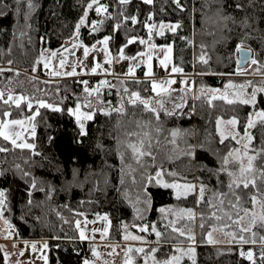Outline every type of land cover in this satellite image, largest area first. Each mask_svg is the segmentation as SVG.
Masks as SVG:
<instances>
[{"label":"trees","instance_id":"1","mask_svg":"<svg viewBox=\"0 0 264 264\" xmlns=\"http://www.w3.org/2000/svg\"><path fill=\"white\" fill-rule=\"evenodd\" d=\"M91 2L0 0V65L20 70L1 72L0 87L28 96L19 107L0 104L1 118H23L31 111L27 102L33 103L32 109L40 100L52 106L41 107L35 116L33 148L14 147L0 136V147L7 149L0 152V191L5 192L7 205L3 217L11 223L15 239L45 242L48 264H83L91 256V249L79 240L75 223L84 217L106 215L112 242H119L121 232L131 225L148 228L152 244L145 247L144 261L138 260V264H154L153 257L163 261L181 256L176 249L186 251L190 247L195 249V264H264L261 221L247 232L233 223L245 209H251L252 195L264 202V180L260 178L264 170V126L255 115L264 111V91L256 92L255 104L240 102L250 99L254 89H264V0H179L183 10L174 0H153L152 4L130 0L123 5L117 0H99L108 8L104 14H97L96 5L88 8ZM131 16H136V24L126 19ZM81 18L84 23L79 27V39L86 46L109 36L111 48L117 53L129 38L135 37L136 42L124 49L126 56L144 48L139 40L148 38L146 25L179 24L176 32L154 36V42L171 45L174 66L182 68L184 74L197 75L195 99L186 91L162 95L159 99L171 102L169 108L174 114L160 111L157 121L143 105L128 102L131 92H139L155 106L157 97L146 79H112L99 96H88L84 91L86 86L92 88L93 79L87 85L82 79L43 80V51L61 49L76 32ZM93 22L97 23L95 31ZM237 46L251 51L250 61L239 69ZM201 56L207 63L200 61ZM252 59L257 61L255 65ZM238 70L244 74H237ZM251 73L252 78L241 80ZM241 83L247 86L245 93L236 94L232 87H225ZM85 100L91 102V107L85 109L94 106L97 111L81 135L68 110ZM176 104L182 107L175 109ZM122 105L123 113L113 111ZM155 107L159 110L158 104ZM249 116L255 117L251 128H247ZM233 118L237 120L236 131L242 133L247 128L252 137L248 154L261 153L254 161L259 173L255 183L261 193L251 185L247 189L233 185L230 190L231 177L219 170L236 144L230 137L221 142L217 120ZM173 131L177 132L175 137ZM130 132L139 135L129 136ZM145 132L151 138V155L143 157L145 163L141 165L126 145L129 140L139 141ZM156 171H162L167 183H194L199 189L203 186V199L200 192L199 196L176 198L170 188L160 187L155 181L149 183L148 177H155ZM146 196L150 197V205L143 203ZM236 196H240L239 203ZM161 208L172 211L162 214ZM181 209H191L194 219L181 218ZM170 221H176L177 228L191 229L195 242L173 232L167 226ZM152 225L162 233L160 238ZM214 229H223L221 232L232 241L207 243L206 235ZM153 248L157 249L154 253L150 251ZM249 251L252 260L246 256ZM0 264H5L1 245ZM180 264H193L190 254L182 255Z\"/></svg>","mask_w":264,"mask_h":264},{"label":"rangeland","instance_id":"2","mask_svg":"<svg viewBox=\"0 0 264 264\" xmlns=\"http://www.w3.org/2000/svg\"><path fill=\"white\" fill-rule=\"evenodd\" d=\"M111 6V5H110ZM164 25H175V24H164ZM148 30V38L145 41H148V44H144V48L137 52V53H146L144 56H137V53L133 56H136L135 60L130 59H120L119 55L120 53H115L110 45L111 39L108 42L107 50L109 53V59L111 60V63L105 62V46L100 43L104 39L102 37L97 44H95V48L93 46H86L83 44V42L78 39L74 43H72L69 46L62 47L61 49L57 50L55 53L56 55L53 56L52 53H48L46 55H42L40 58V64L42 66V69L45 73V77H43V80H62V79H82L83 82L87 81L89 83V80H92V89H98V93H94L93 95L99 96L98 94L101 92L103 88L107 86V83L112 79H132V78H139V79H146L150 82L151 91H152V81L155 80L156 82L161 81H167V80H175L177 83V76H180V82L181 86L179 89L175 88L176 83L169 85H165V87L170 88V95H180L182 91H186L187 93H191L193 100L196 96V87H195V78L191 76V74H184V72L179 73H173L172 68L174 67L173 64V48L171 46V53L169 54L170 58L167 62V67H164L161 65L160 61L164 59L165 51L162 49H166L169 45H159L154 42V36H160L159 33L161 31L160 25L157 27H154L152 29V35L149 36V29ZM163 33L165 32H172L169 29L165 28L162 30ZM149 44L155 45V48L150 49ZM88 48L89 52L87 57H85L84 49ZM126 56V55H125ZM148 56H151V61L148 60ZM131 57V56H126ZM61 60H64L65 63L63 66H61ZM149 63L151 64V76H146L145 73L149 71ZM47 64V67L45 66ZM99 64L100 67L96 68V65ZM138 65V66H137ZM132 66L134 68V72L132 74H127L129 67ZM93 68H96L95 72L92 71ZM7 70H13L15 72L20 71L19 69H16L10 65L1 66L0 65V73L5 72ZM52 72L58 73V75H52ZM75 72L74 75H68V73ZM158 73H163L164 77H158ZM194 73V72H193ZM252 73L248 76H242L241 80L252 78ZM197 76V75H196ZM264 78V77H263ZM105 81L103 86H101V82ZM243 84V83H241ZM0 93L3 95L0 96V104H5L4 101L8 100L9 96H12V100H9L7 104H12L14 106H17L16 101L19 99V105L25 101V98L28 97L27 95H23L22 93H11L9 91H4L0 87ZM153 95L159 98L160 96H157L156 92H153ZM232 97V96H231ZM23 98V99H20ZM45 101L40 100L37 101L36 104H34L35 109L33 107L32 102H27V104H31L32 107L30 109L31 111H28V113L23 118H1L0 115V129L7 132L11 138H16V135L19 134V139H17V144L21 143H27L32 144L31 139L34 137L35 134V116L38 113V110L40 107V102ZM89 100H85L83 102H79L77 104L81 105V112L89 113L94 117L95 112L97 111L96 107H92L91 109H85V105L89 103ZM76 104V105H77ZM48 105V104H47ZM76 105L74 107H71L73 111L76 109ZM94 105V104H93ZM69 111V110H68ZM70 113V112H69ZM70 115L74 118V121L77 125V128L79 132L80 130V123H83L84 125V133H85V126L86 123L90 120H81L79 123L77 121L76 115H73L70 113ZM34 117V119L32 118ZM93 119V118H92ZM91 119V120H92ZM12 120H20L23 121V124L20 125H13L10 123ZM4 124H8V127L5 129L3 126ZM218 132L221 136V132L224 133L225 137H230L234 140L236 147L234 149H240L243 153L245 150L243 145L244 144H250L247 139H242L245 134V129L242 133H238L235 129V126L230 125L226 122H221L218 125ZM233 136L235 138H233ZM2 137V136H1ZM3 138V137H2ZM4 139V138H3ZM11 145V139L6 140ZM238 144V146H237ZM14 146V145H13ZM15 147V146H14ZM242 147V149L240 148ZM20 148V147H17ZM250 148V147H248ZM28 149V148H27ZM233 149V150H234ZM231 150V151H233ZM250 153V152H249ZM251 154V153H250ZM249 155V154H248ZM245 165H247V159L244 160ZM230 171H234L236 174L235 178H239V169L237 167H234L233 165L227 166ZM221 172V167L219 168ZM259 176V173L254 169V171L250 174H248V179H257ZM163 179V178H162ZM234 179V177H231V182ZM164 180V179H163ZM171 183H178V184H185L180 182H171ZM194 185V190L187 195L181 194L179 198L186 197L190 194H195L199 196V187L197 188L196 184ZM174 196L177 198V190L170 188ZM258 203L251 206L250 210H247V215L245 214V210L243 211L241 217H244V219H238L239 223L237 224L238 228L240 230L244 228H249L252 230L253 226H255L256 223L260 222V217L262 216L261 210H262V203L261 201L257 200ZM106 215H98L94 218H82L78 219L75 223L78 237L80 241L86 242L91 249V256L87 259L91 262V264H126V261L129 257L132 259V264H138V260L140 262L144 261V252L137 253L135 249L137 248H143L151 245L152 243L149 242V231L142 232L140 231V228L145 227L144 225L136 226L131 225L130 229L128 228L127 231H122L121 236L119 239V242H112L109 241V232H110V219L107 216V220L103 219ZM5 218H0V245L3 251V254L5 256V264H48V259L45 261L44 257H47V247L45 248L44 245L46 244L43 241H31V240H17L14 237L13 234V227L11 223V227L9 228L8 225L4 223ZM255 220V224L250 223V221ZM77 222H79V227H77ZM105 228H107V235L102 237V233L104 232ZM83 230L85 233V236L87 239L81 240L80 239V231ZM212 234V240L213 243L208 242V234L206 235V241L209 244L212 245H219V244H227L232 241V237H227L226 232L216 231L212 230L210 231ZM247 232V231H243ZM125 235H134L138 237H142V240H125ZM5 237H8L5 239ZM27 242V243H25ZM36 245L35 251L32 248V245ZM194 245V244H190ZM113 247H115V251L113 252ZM93 248L97 253H99V256L93 255ZM132 248L133 251L131 253H127V249ZM23 252V255H20V253ZM252 252V251H251ZM109 253H112L111 255ZM248 259V258H247Z\"/></svg>","mask_w":264,"mask_h":264},{"label":"snow or ice","instance_id":"3","mask_svg":"<svg viewBox=\"0 0 264 264\" xmlns=\"http://www.w3.org/2000/svg\"><path fill=\"white\" fill-rule=\"evenodd\" d=\"M117 2L119 4L123 5V4H128L130 2V0H117ZM143 3L144 4H152L153 0H143ZM174 3H176L177 7H181L179 0H174ZM93 5H96L95 11L97 12V14H104V13H107V11H108L107 6L100 4L99 0H92V2L90 4H88V8H92ZM239 6L240 5H237V7H239ZM181 10H183L182 7H181ZM0 14H2V13H0ZM86 15H87V12H85V16ZM126 19H130L132 24H136L137 23L136 16L126 17ZM148 19L151 20V16H149ZM83 23H84V18H81L80 23L77 25V29H79L80 25H82ZM100 23H102V21ZM119 27H120V25L117 24L116 28H119ZM146 27H148L149 36L151 37L152 29L155 26L154 25H146ZM179 27H180L179 24H175V25H164V24H161L160 25L161 31L159 33H157V34L163 35V31L162 30L165 29V28L169 29L172 32H176V30ZM96 28H97V23L93 22V30L95 31ZM110 39H111V37L105 36L104 39L102 41H100V43H102L105 46L104 51H105V62L106 63H111V60L109 59V53H108V50H107V45H108V42H109ZM135 42H136V38L135 37L129 38L127 40V43L122 48H120V50H119V53H120L119 58L120 59H130V60H135L136 59V56L126 57L125 54H124V49L128 45H131V44H133ZM139 43L140 44H148V41H145L144 39H140ZM148 46H149L150 49L156 47L155 45H152V44H149ZM93 48H95V45H93ZM162 50L165 51V56H164V59H162L160 61V63H161L162 66L167 67V62L169 61V58H170L169 54L171 53L172 49H171V46L169 45L166 49H162ZM88 52H89V49L85 48L84 49L85 57H87ZM237 52L241 53L245 60H247L249 58V56H250V50H249V52L245 53L241 46H237ZM52 55L55 56L56 53L54 52V53H52ZM144 55H146V53H143V52L137 53V56H144ZM148 60L151 61V56H148ZM200 61L203 62V63H207V60L204 58V56L200 57ZM64 63H65V61L61 60V66H63ZM251 63L253 65H255L257 63V61L255 59H252ZM45 66L47 67V64ZM239 66L240 65H239V61H238V69H239ZM98 67H100L99 64L96 65V68H98ZM148 67H149V71L146 72L145 75L146 76H151L152 72H151V64L150 63L148 65ZM96 68H93L92 71L95 72ZM33 71H35V69H33ZM182 71H183L182 68H179V67H175L174 66L172 68V72L173 73H179V72H182ZM133 72H134V68L132 66H130L129 69H128V73L127 74H132ZM51 74L52 75H58V73H56V72H52ZM74 74H75V72L68 73V75H74ZM237 74H241L242 75L244 73L242 71L238 70ZM83 83L85 85H87V81H84ZM105 83H107V82L102 81L101 82V86H103ZM174 83H176L175 80H167V81H161V82H156L155 80H153L152 81V91L156 92L157 96H162L164 94L170 95V88L169 87H165V85H169L170 86L171 84H174ZM225 87L226 88L232 87V85H226ZM241 87H243V86H241ZM84 91L88 94V96H92L94 93H98V89L90 90L87 86L84 88ZM127 91L128 90L125 89V92H127ZM257 91H264V89H254L250 99H242L240 102L244 103V104H249V103L255 104V102H256V92ZM2 95L3 94L0 93V96H2ZM12 99H13L12 96H9L8 100H5L4 103L7 104L8 101L12 100ZM20 99H23V98H20ZM128 102L130 104H132V105H143V108H144V110L146 112H150V113L155 114V119L157 121L160 120V115H159L160 111L165 112V114L168 115V116H172L174 114V109L173 110L167 109L165 107V103H164V101L162 99H158L155 102L156 104L159 105V110H158L153 105L151 100H146V99L141 98L139 92H131ZM227 102L228 103H233V101H231V100H229ZM16 103H17V107H19V99L16 101ZM85 106L90 108L91 107V102L87 103ZM28 107L31 108L32 105L29 104ZM40 107H52V106L51 105H47V104H45L44 102L41 101L40 102ZM181 107H182V104H176L174 106L175 109H179ZM80 109H81V105L80 104L76 105V109L74 111L72 109H69V112L71 114L76 115L78 123L82 119L83 120H91L93 118L91 114L81 112ZM53 110L54 111H59V109H57V108H54ZM113 111H116L118 113H123L125 111V109H124V107L122 105L121 107L114 108ZM5 115H8V113H5ZM255 115L257 117H259L262 122H264V111L257 112ZM32 118L34 119V117H32ZM10 123L13 124V125H20V124H23V121L12 120V121H10ZM220 123H221V121L218 119L217 120V125H219ZM227 123L230 124V125L235 126L237 124V120L235 118H233L232 120L227 121ZM138 126H139V124H138ZM253 126H254V120H253V118L251 116H249L247 128H251ZM3 127L6 129L8 127V124H4ZM247 128L245 130V134H244V137L242 139H247L249 141V143H250L251 140H252V137L249 135V133L247 131ZM80 130H81V135H84L85 133H84V125H83V123H80ZM157 131H159V129H157ZM171 134H172L173 137H175L177 135V132L173 131ZM128 135L129 136H136V135H139V134L130 132V133H128ZM0 136H2L5 140L11 139V143L15 147H20V148H33L34 147V145L27 144V143L17 144V139H19V134L16 135V138H11L10 135L7 132H5L4 130L0 129ZM224 138H226V137L224 136V133L221 132V142H223ZM233 138H235V137L233 136ZM150 139L151 138L149 136V133L145 132L143 134V138H141L139 141L133 142L132 140H129L127 142L126 147L131 151L132 158L136 161L137 164L143 165L145 163L143 161V157L151 155V152L149 151V149L151 148ZM145 140L148 141L147 146L145 144ZM243 147H244L245 150H247L248 147H249V144H244ZM4 151H7V149L4 148V147H0V152H4ZM262 152H264V150H262ZM121 155H122V158H123V154H121ZM260 155H261V153H257L256 155H248L247 151H244L242 153L240 149H234L233 151H230L227 156L224 157L223 164L221 166V171H225V172H227V174L230 177H234L232 182L228 185L230 190L233 188V185H235L236 188H240L241 185H242L243 188H245V189L249 188V186L251 185L252 187H256L257 193H261V187H258L256 185L255 179H248V174H250V173H252L254 171V161H256L257 158ZM245 158L247 159V165H245V163H244ZM230 164L233 165L234 167H237L239 169V174H240L239 178H235L236 177L235 172L234 171H230L228 169L227 166L230 165ZM129 167H131V166H129ZM132 171H135V169H132ZM25 175H27V173H25ZM162 175H163L162 171H156L155 177H152V176L148 177V182L152 183L153 181H155V183L158 186H160V187L172 188V189L177 190V193H176L177 194V198H179L181 194L187 195L188 193H190V192H192L194 190V185H192L190 183L189 184H183V185L178 184V183H167V182H165L162 179ZM170 175L175 176L176 173H170ZM260 178L262 180H264V170L261 171V177ZM35 186H36L35 182L33 181L32 187L35 188ZM199 192H200L201 199H203L205 188L203 186H201L200 189H199ZM217 195H222V194H217ZM250 199H251L253 205L258 203L256 195H252L250 197ZM236 201H237V203H239L240 196H236ZM137 202L139 203L140 201L138 200ZM143 203L145 205H150V203H151L150 197L146 196L144 201H143ZM198 203H199V201H198ZM209 203H211V202H209ZM221 203H223V201H221ZM232 207H236V205H232ZM262 207H264V202H262ZM6 208H7V205H6L5 192L4 191H0V218L3 217V211L6 210ZM139 211H140V209H137L138 213H139ZM159 211L162 214H164V213L171 212L172 210L171 209L161 208ZM180 214H181V218L186 216L189 220H192L195 217V213L191 209H187V210L181 209L180 210ZM245 214L246 215L248 214L246 209H245ZM213 217H215L216 219H219V217L215 216V213H213ZM103 219L107 220L108 218H107V216H105V217H103ZM229 219H231V217H229ZM240 219H244V217H241ZM260 219H261V227H264V215H262L260 217ZM4 223L6 225H8L9 228L11 227V225L8 222V220L5 219ZM175 223H176V221H170L169 225H167V226H170L172 228L173 232H177L180 236H186L189 241H192L194 243L195 242V237L192 234L191 229H188L187 231H185L184 229H180V228L175 227L174 226ZM233 223L238 224L239 220H234ZM250 223L255 224V220L250 221ZM77 227H79V222H77ZM151 227H152V231L155 233L156 237L160 238L162 236V233L160 231H157L155 225H152ZM200 227L203 228L204 224H201ZM220 230L222 231L223 229H220ZM140 231L146 232V231H148V228L147 227L140 228ZM242 231H250V229L249 228H244V229H242ZM106 235H107V228H105L104 232L102 233V237H104ZM7 238L8 237H5V239H7ZM80 239L81 240L87 239V237L85 236V233H84L83 230L80 231ZM124 239L125 240H129V239H131V240H142V237H138V236H134V235H125ZM241 240H243V237H241ZM261 241L264 242V237H261ZM208 242L209 243H213L214 242L212 240L211 232L208 233ZM253 242H255V241H253ZM25 243H27V242H25ZM44 247L46 248L47 244H45ZM32 248L35 251L36 245L33 244ZM92 251H93V255L99 256V253H97L94 248H93ZM114 251H115V247H113V252ZM132 251H133L132 248H128L127 252H126V255H127V253H131ZM135 251L137 253H142V252H144V249L143 248H137V249H135ZM150 251L154 253V252L157 251V249L153 248ZM176 251L180 252L181 256L185 255V254H190V258L193 259V264H195V259H194L195 249L194 248L190 247L186 251L181 250V249H176ZM23 254H24L23 252L20 253V255H23ZM109 254L111 255L112 253H109ZM241 255H245V253L242 252ZM181 256L173 255L171 258L165 259L163 261H156L155 258L153 257V261H154V264H180ZM246 256H247V258L249 260L253 259V253L251 251L247 252ZM262 258H264V253H262ZM44 259H45V261H47V257H44ZM83 264H91V262L86 259V260H84ZM126 264H132L131 257L128 258V260L126 261Z\"/></svg>","mask_w":264,"mask_h":264},{"label":"water","instance_id":"4","mask_svg":"<svg viewBox=\"0 0 264 264\" xmlns=\"http://www.w3.org/2000/svg\"><path fill=\"white\" fill-rule=\"evenodd\" d=\"M79 37H80V30L79 29H77L76 30V32L73 34V36L70 38V39H68V40H66L64 43H63V45H62V47H66V46H69V45H71L72 43H74L75 41H77L78 39H79ZM57 50H54V51H50V50H44L43 51V55H46V54H48V53H54V52H56ZM243 51L245 52V53H247V52H249V50H247V49H243ZM250 59H251V51H250V56H249V58L247 59V60H245L244 59V57L242 56V54L241 53H238V61H239V68H243L249 61H250ZM237 66H238V62H237ZM161 97V96H160ZM159 98H156L155 99V102H156V100H158ZM157 104L155 103V106H156Z\"/></svg>","mask_w":264,"mask_h":264},{"label":"flooded vegetation","instance_id":"5","mask_svg":"<svg viewBox=\"0 0 264 264\" xmlns=\"http://www.w3.org/2000/svg\"><path fill=\"white\" fill-rule=\"evenodd\" d=\"M241 86H243V87H241ZM246 88H247V86H246ZM246 88H245L244 84H239V85L232 86L231 90H232V92L235 90L236 94L237 93H245L247 91ZM230 95H231V93H230ZM161 99L164 101L165 107L170 110L169 107L171 106V102H169L165 98H161ZM246 99H247V97H246ZM256 118H258V117H256ZM254 119H255V117L253 118V120ZM262 125L264 126V122H262ZM240 148L242 149V147H240Z\"/></svg>","mask_w":264,"mask_h":264},{"label":"built area","instance_id":"6","mask_svg":"<svg viewBox=\"0 0 264 264\" xmlns=\"http://www.w3.org/2000/svg\"><path fill=\"white\" fill-rule=\"evenodd\" d=\"M157 76H158V77H164V74H163V73H158ZM191 76H192L193 78L197 77L195 73H192ZM176 79H177V83H176V85H175V88L179 89L180 86H181L180 76H177Z\"/></svg>","mask_w":264,"mask_h":264}]
</instances>
